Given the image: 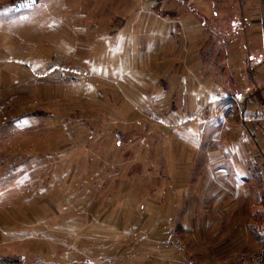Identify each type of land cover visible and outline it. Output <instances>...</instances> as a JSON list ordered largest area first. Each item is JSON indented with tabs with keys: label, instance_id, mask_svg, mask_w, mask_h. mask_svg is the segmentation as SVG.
<instances>
[{
	"label": "rangeland",
	"instance_id": "1",
	"mask_svg": "<svg viewBox=\"0 0 264 264\" xmlns=\"http://www.w3.org/2000/svg\"><path fill=\"white\" fill-rule=\"evenodd\" d=\"M182 2L0 0V264L218 263L254 217L264 103L218 97L208 50L221 72L222 45L195 15L204 0L200 33H185ZM261 5L231 3L245 27ZM246 31L227 45L241 88L242 71L264 70Z\"/></svg>",
	"mask_w": 264,
	"mask_h": 264
},
{
	"label": "crops",
	"instance_id": "2",
	"mask_svg": "<svg viewBox=\"0 0 264 264\" xmlns=\"http://www.w3.org/2000/svg\"><path fill=\"white\" fill-rule=\"evenodd\" d=\"M198 1V0H197ZM205 1V8H203L202 13L205 14V18L202 15L199 14H195L196 16H198L199 18H201L202 22H204V27L206 29V40L208 43L212 42L214 40V38H216L218 40L219 43H221L222 45V52H223V61L222 63V67H221V72H218L216 70V62H215V58H214V51L211 49L208 50V53L211 54V60L214 59V61L212 62V71L209 72L210 76L213 77L215 80H217L219 83H222V85H224L225 87H227L225 91V94H221L220 96H218L220 99L223 98H227L229 100H231L232 102H234L235 104H245L247 101H251V100H258L259 102L264 103V70H258V71H245L244 69H248L249 66L253 67L254 65H258V66H262L264 64V57L262 55V52H264V37H263V33H264V5H261L260 7V11H257L254 7L249 6V11L253 12L252 19L250 21V25L245 27V24H241L244 16L242 18H239L240 15L238 13V16H235L233 13L234 11L232 10L231 7V3L232 0H204ZM196 0H183V2L181 4H176L174 7H172V9L169 8V6H165V9H163L164 11L167 10H173V12H175V20L177 22H185L184 27H185V33L190 34L191 36H196L198 35V33H200L201 30H199V24L197 21V17L193 16L194 12H198V10L196 9ZM169 8V9H168ZM246 8L242 7V11L244 12ZM255 9V10H253ZM238 10V9H237ZM250 27L251 30H253V32L250 34V41L251 42H247L245 40V45L247 43L248 46V51H247V55L250 56L251 60H250V65L248 66V64H246L245 61H249L247 57H245L244 63H242V69L244 71H242V76H243V80L245 81V87L241 88L239 86H237V82L236 77H239V73L236 72L234 64L229 60L231 59L230 55H232V52L234 51H228V46L229 44L234 41L235 43L238 44L237 46V51L241 50V48H243L242 46V39L245 36L246 37V30L247 28ZM246 28V29H245ZM198 29V30H197ZM262 33V34H261ZM244 41V40H243ZM216 43V42H214ZM228 45V46H227ZM251 47V48H250ZM220 52L216 53L215 56L219 57L218 54ZM254 56V57H253ZM256 63V64H255ZM210 68V66H208ZM228 76V78H227ZM236 86V87H231L230 86ZM260 85V87H259ZM259 87L258 91L256 90ZM238 92H242L245 96V100L242 103H238L235 99H234V95ZM259 92V94H257V98L253 97V94ZM233 112L229 111V113L227 114L228 116L225 117L227 122H232V117L230 116ZM246 114L244 112H241L240 118L238 119L240 122H245L247 120ZM260 117H264V114L260 115H256V118L259 119ZM253 169V173L255 176V180H258L259 182V187L261 189L260 191V198H257V202H258V208L256 211L261 212L262 215V219H264V170L261 169V167L258 165H254L252 166ZM262 170V171H261ZM213 182V181H208L206 186L210 187L208 185V183ZM204 185V182L201 184L200 186V190L202 189V187H206ZM235 188V187H234ZM215 190V189H214ZM201 192V191H200ZM215 209V208H214ZM200 208L198 209V213L202 214V211ZM211 210V207H208L209 211ZM207 211H203V214H207ZM212 211V210H211ZM221 213L216 214L215 212H210L209 215L205 214L204 219H226V220H230L232 219L231 214L233 212H225V211H220ZM235 215H233L234 217ZM185 219V217H184ZM234 219V218H233ZM243 221V219L238 220L235 224H234V229H238L240 234L238 235L239 238L237 240H235L234 242L232 240H227V243L222 244V247H218L219 250H222V252H228L229 249H234L239 251V248H237L238 246L242 245L244 248L248 250L245 253H249L251 251L256 250L260 244H261V238L259 236H255L253 231V239H250L249 242L247 241L244 231L245 227L244 224L246 225V227H248L249 229L252 230V223L254 221V217L252 219L248 220L246 219V222H244L241 225V222ZM228 225H230V223H228ZM234 230V232H235ZM248 242V243H247ZM236 248V249H235ZM211 250L213 249L212 247L210 248ZM217 248H215L216 251H218ZM224 254L220 255L221 256V261L218 263H206V264H222L223 262H226L225 259L223 260L224 256H226ZM160 258L162 260H164L165 257H161ZM234 259V258H233ZM232 259V260H233ZM231 260V261H232ZM229 261V259L227 260V262H231Z\"/></svg>",
	"mask_w": 264,
	"mask_h": 264
},
{
	"label": "built area",
	"instance_id": "3",
	"mask_svg": "<svg viewBox=\"0 0 264 264\" xmlns=\"http://www.w3.org/2000/svg\"><path fill=\"white\" fill-rule=\"evenodd\" d=\"M234 99L240 103L244 100V94L242 92H238L234 95ZM255 230L258 232L262 239L260 246L256 250L251 251L247 254L240 255L233 259L231 262H227L224 264H264V219H261L256 223Z\"/></svg>",
	"mask_w": 264,
	"mask_h": 264
},
{
	"label": "trees",
	"instance_id": "4",
	"mask_svg": "<svg viewBox=\"0 0 264 264\" xmlns=\"http://www.w3.org/2000/svg\"><path fill=\"white\" fill-rule=\"evenodd\" d=\"M262 219V215H261V212H259V211H256L255 213H254V221H253V223H252V231H253V233H254V235L255 236H259L260 237V235L258 234V232L255 230V225H256V223L259 221V220H261ZM261 238V237H260ZM261 242H262V239H261ZM6 258H8V257H6ZM6 258H4V257H1V260H3V261H5V259ZM15 258V257H14ZM13 261L15 262V261H18V259H13Z\"/></svg>",
	"mask_w": 264,
	"mask_h": 264
}]
</instances>
